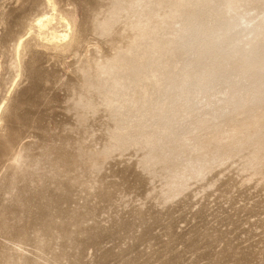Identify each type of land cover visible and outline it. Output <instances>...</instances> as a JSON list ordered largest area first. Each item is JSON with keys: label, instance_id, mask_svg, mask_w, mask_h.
<instances>
[{"label": "rangeland", "instance_id": "374dc122", "mask_svg": "<svg viewBox=\"0 0 264 264\" xmlns=\"http://www.w3.org/2000/svg\"><path fill=\"white\" fill-rule=\"evenodd\" d=\"M51 1L0 0V264H264V0Z\"/></svg>", "mask_w": 264, "mask_h": 264}, {"label": "bare ground", "instance_id": "6f19581e", "mask_svg": "<svg viewBox=\"0 0 264 264\" xmlns=\"http://www.w3.org/2000/svg\"><path fill=\"white\" fill-rule=\"evenodd\" d=\"M49 3L52 4V1L49 0ZM53 17L52 16H43V17L39 18L38 20H36L37 26H38V27L37 26L36 27L39 29V31H38L39 32V34H38L39 38H44L48 42L56 43L58 41L65 40L67 38L68 34H67V36H60L61 34L59 33L60 35L58 36L56 34H53L54 29H52L53 32L50 35L46 36L45 30H48L49 25L52 24V22L55 20ZM48 32L50 33L49 30H48ZM195 35H197V34L191 33V36H192L191 38L195 37Z\"/></svg>", "mask_w": 264, "mask_h": 264}]
</instances>
